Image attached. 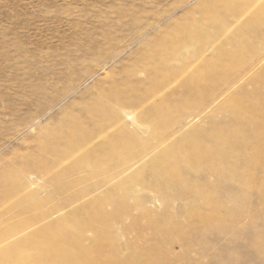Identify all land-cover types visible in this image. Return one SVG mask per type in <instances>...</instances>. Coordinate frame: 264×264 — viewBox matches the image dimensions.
Returning a JSON list of instances; mask_svg holds the SVG:
<instances>
[{"label": "rangeland", "instance_id": "1", "mask_svg": "<svg viewBox=\"0 0 264 264\" xmlns=\"http://www.w3.org/2000/svg\"><path fill=\"white\" fill-rule=\"evenodd\" d=\"M262 6L0 0V254L60 219L65 234L77 233V214L101 200L104 218L83 223L80 239L113 241V250L99 242L104 254L116 249L113 264H146V255L147 264H264V132L245 121V136L263 149L246 137L247 148L235 146L227 133L236 119L225 106L232 98L245 108L264 104V72L255 79L264 71ZM172 40L185 42L173 57ZM225 51L234 52L231 69ZM211 60H221L217 74ZM220 136L236 151L226 141L217 147ZM186 140L216 148L210 161L181 164L184 182L157 175ZM251 151L258 163L248 165Z\"/></svg>", "mask_w": 264, "mask_h": 264}, {"label": "bare ground", "instance_id": "2", "mask_svg": "<svg viewBox=\"0 0 264 264\" xmlns=\"http://www.w3.org/2000/svg\"><path fill=\"white\" fill-rule=\"evenodd\" d=\"M225 1V0H224ZM207 2V1H206ZM233 2V1H232ZM231 3V2H230ZM212 6V5H210ZM263 8V6L261 7V9ZM235 11V10H234ZM264 11V8L261 10V12ZM210 19V18H209ZM210 22L208 21L207 22V25L209 24ZM205 25V24H203ZM202 25V26H203ZM212 25V24H211ZM241 31V30H240ZM165 45V44H164ZM185 45V42H181L179 40H172L171 42V47H173L171 49V57L173 56H176V54L178 55L179 52H176L178 51L177 48L180 47V46H183ZM203 45V44H202ZM166 46V45H165ZM226 48V47H225ZM165 49V48H164ZM166 50V49H165ZM244 50V49H243ZM242 50V51H243ZM227 52L228 54H226L229 58V62L225 63L223 65V68L224 69H229L230 67H232V64L231 62L235 61V56H234V52H231V51H225ZM222 57V56H221ZM220 57V58H221ZM168 58V57H167ZM166 58V59H167ZM175 58V57H174ZM178 58V57H177ZM219 57H216L214 58L215 60L217 59L218 60ZM173 59V58H172ZM160 61V60H159ZM211 61H214V60H211ZM211 61H209V67L207 68L209 72L212 73V71L215 70V68L217 67V64L216 63H219L221 60H219L218 62L214 61L215 64H212ZM163 63H165L163 61ZM224 63V62H223ZM208 65V64H207ZM234 65V64H233ZM239 66V65H238ZM155 67V66H154ZM219 67V66H218ZM235 67V66H234ZM206 69V70H207ZM231 69V68H230ZM155 70V69H154ZM158 70V69H157ZM207 71V72H208ZM216 71V70H215ZM219 71V70H217ZM217 71L215 72L217 74ZM224 72V71H223ZM263 72L262 71L260 74H258L257 77H255L256 81L257 82H261V80L259 81V78H261V75H263ZM210 73V74H211ZM145 75V74H144ZM171 75V74H170ZM208 75V74H207ZM206 77V76H205ZM211 75L207 76V78H210ZM214 76H212L213 78ZM203 79V78H202ZM201 79V80H202ZM255 79H252L253 81ZM206 81V79H204ZM202 80V81H204ZM212 80V79H210ZM210 80H208L209 82H211ZM214 80V79H213ZM251 80V81H252ZM185 81V80H184ZM201 81V82H202ZM250 81V80H249ZM255 81V83H257ZM264 82V81H262ZM258 84V83H257ZM190 85V84H189ZM132 91V90H131ZM116 92V91H115ZM126 95V94H125ZM139 97V96H138ZM242 97V96H241ZM247 97V96H245ZM259 97V96H258ZM262 97V96H261ZM125 98V97H124ZM232 98V97H231ZM239 98V97H238ZM249 98V97H248ZM247 100H250L248 99ZM251 98V97H250ZM253 98V97H252ZM199 99V98H198ZM229 99V98H228ZM244 101H245V98L243 97ZM255 99V98H254ZM261 99V98H260ZM233 100V98H232ZM232 100H228L227 101V104L225 105L226 108H228V110H230L229 112H231L232 116L234 117V119H236L235 123H232V124H236L235 127H233V125L230 124V122L226 121V125L229 124V126L231 125L233 128H231V130L228 131L227 133V137H232V138H236L235 142L231 141V143H235V146L237 144H239L240 142V145H244L246 140H245V135L247 134L246 133V124H243V122L245 121H248L247 122V127L249 126L248 124H250V120H256L259 122V124L261 125L260 126V131L261 132H264V107H262L263 105H261V107L257 106V107H248V108H245V105L243 104V101H241L242 103H240V101L236 103H234V100L232 102ZM256 100H257V97H256ZM256 100H254L256 102ZM259 101V99L257 100ZM129 102V101H128ZM134 102V100H133ZM225 102V101H224ZM263 102V101H262ZM226 103V102H225ZM248 103V102H247ZM127 104V103H126ZM96 105V104H95ZM160 105V104H159ZM162 105V104H161ZM243 105V106H242ZM102 106V104H101ZM220 106V105H219ZM222 107V106H221ZM247 107V106H246ZM167 108V107H166ZM224 108V107H223ZM92 109V108H91ZM217 109V108H216ZM222 109V108H220ZM97 110V109H96ZM173 110V109H172ZM222 110H226V109H222ZM221 110V111H222ZM170 112V110H168ZM175 111V110H173ZM219 111V110H218ZM156 112V111H155ZM172 112V111H171ZM92 113V112H91ZM161 113V112H160ZM220 113V112H219ZM228 113V112H227ZM157 114V113H156ZM164 114V113H163ZM166 115V114H165ZM164 116V115H163ZM168 116V115H167ZM231 116V115H229ZM96 118V117H95ZM156 118V117H155ZM167 118V117H166ZM163 119V118H162ZM167 120V119H166ZM216 120V119H215ZM224 120V119H223ZM253 120V121H254ZM163 121V120H162ZM236 122H242L240 124L236 123ZM76 123V122H75ZM80 123V122H79ZM257 123V122H255ZM162 124V123H160ZM222 124V123H221ZM238 124V126H237ZM225 125V123H224ZM77 126V125H76ZM222 126V125H220ZM229 126L228 129H229ZM89 127V126H88ZM226 127V126H225ZM216 128V127H215ZM198 129V128H197ZM255 129V127L253 128V130ZM217 131V130H216ZM198 132V131H196ZM254 132V131H253ZM200 133V132H199ZM251 133V132H250ZM257 133V132H256ZM255 133V134H256ZM209 134V133H208ZM249 134V133H248ZM218 135V134H217ZM258 135V134H257ZM250 136V134H249ZM253 138H254V133L252 134ZM251 136V138H252ZM193 137V136H192ZM226 137V136H224ZM224 137H218L217 138V141H214L216 142L217 144V147H220L222 146L226 139ZM186 138V137H185ZM195 138V137H194ZM197 138H200L201 139V136H197ZM196 138V140H197ZM210 138V137H209ZM220 138V139H219ZM249 139V137H246ZM256 138V137H255ZM260 138V137H259ZM184 139V138H183ZM191 139V138H190ZM193 139V138H192ZM215 139V138H214ZM194 140V139H193ZM208 140V139H207ZM211 140V139H210ZM252 140V139H251ZM250 139L247 140L248 141V144L249 143H252V142H256V139L255 141H251ZM259 140V139H258ZM58 141V140H57ZM187 141V140H186ZM183 142L181 147H179V157L178 155L176 157L173 156L174 155V152L171 150L169 151L168 153V159L172 162V164L174 163L173 166H171L172 168L170 169L163 166L162 167H156L157 169L155 170L156 174L157 175H161V174H164L166 172L170 173V175L172 174V176L176 179L177 182H184V178L182 177V175L179 173L178 171V167L183 164V163H186V164H189L191 166H193V168H197L199 166V164L203 161V160H208L209 156L214 154L215 153V150L216 148L213 147V149H210L209 146L203 144V143H199V141H187V142ZM228 141V140H227ZM226 143L229 145V141ZM251 141V142H250ZM175 142V141H174ZM205 142V141H204ZM207 142V141H206ZM259 142V141H258ZM186 143V144H184ZM225 143V144H226ZM230 143V144H231ZM187 144H191V149H187L186 145ZM210 144V143H209ZM224 144V145H225ZM227 145V146H228ZM252 145V144H251ZM51 146V145H50ZM116 146V145H115ZM214 146V145H212ZM230 146V145H229ZM231 146H234L231 144ZM230 146V147H231ZM245 146V145H244ZM253 146V145H252ZM257 144L255 143L253 148H257V147H260L259 149H261L262 146H257ZM229 147V149H230ZM239 147V146H238ZM243 147V146H242ZM189 148V147H188ZM235 148V147H233ZM233 148L231 147V149L233 150ZM245 148H247V146H245ZM220 148H218L219 150ZM228 149V148H227ZM236 149V148H235ZM234 149V150H235ZM263 149V147H262ZM233 150V151H234ZM241 150V149H240ZM57 151V150H56ZM226 151V149H225ZM236 151V150H235ZM51 152V151H50ZM212 152V153H211ZM218 152V151H216ZM220 152V150H219ZM222 152V151H221ZM220 153H218V155H222ZM224 152V151H223ZM239 155L242 154V150L239 152V150L237 151ZM260 152V151H258ZM231 152H229L228 154H230ZM244 153V151H243ZM252 153V151H251ZM224 154V153H223ZM233 154V153H231ZM230 154V156H231ZM245 154V153H244ZM242 154V156L244 155ZM247 154V153H246ZM249 154V153H248ZM246 155V157H249V155ZM254 154V153H252ZM260 154V153H258ZM237 155V154H236ZM173 156V157H172ZM214 157V156H213ZM216 157H219V156H216ZM220 157H223L220 156ZM225 157V156H224ZM223 157V159H224ZM238 157V156H237ZM226 158V157H225ZM228 158V157H227ZM231 158H236L235 156L231 157ZM159 159V158H158ZM157 159V160H158ZM216 159V158H215ZM218 159V158H217ZM216 159V160H217ZM238 159V158H237ZM160 160V159H159ZM212 160V159H211ZM214 160V159H213ZM231 160V159H230ZM164 161V160H163ZM162 161V162H163ZM210 161V160H208ZM207 161V162H208ZM215 161V160H214ZM218 161V160H217ZM225 161V159H224ZM234 161V160H233ZM240 161V159H238V162ZM243 161V160H242ZM159 162V161H158ZM161 162V161H160ZM161 162V163H162ZM168 162V161H167ZM206 162V161H205ZM206 162V163H207ZM229 162V160L227 161ZM226 162V163H227ZM258 163V157H257V154H254V156H251L248 158V165H253L255 163ZM113 163V162H112ZM160 163V164H161ZM164 163V162H163ZM221 163V162H220ZM240 163V162H239ZM246 163V164H247ZM50 164V162H49ZM224 164V163H223ZM230 164H232V161L230 162ZM234 164V163H233ZM232 164V165H233ZM237 164V162H236ZM207 165V164H206ZM219 165V163L217 164ZM228 165V164H227ZM181 167V166H180ZM222 167V166H221ZM165 168V169H164ZM202 168V167H201ZM182 169V172L184 171L183 168ZM171 170V171H170ZM186 171V170H185ZM216 171H217V168H216ZM229 171V170H228ZM181 172V173H182ZM187 172V171H186ZM193 172V171H192ZM191 172V173H192ZM222 172V171H221ZM185 173V172H184ZM232 173V171H231ZM169 176V175H168ZM250 176V175H249ZM189 177V176H188ZM171 178V177H170ZM245 180L246 181H249V178L248 176L245 177ZM191 181V180H190ZM166 182V181H165ZM170 182V181H169ZM174 183V182H173ZM170 184V183H169ZM197 184V183H196ZM178 185V184H177ZM184 185V184H183ZM188 185V184H186ZM200 185V184H199ZM181 186V185H180ZM198 187H201V186H198ZM190 188V186H189ZM187 187V189H189ZM203 188V187H202ZM201 188V189H202ZM194 189V188H193ZM200 189V191H202ZM206 189V187H205ZM180 190H183V189H180ZM190 190H192L190 188ZM196 190V189H195ZM209 190V189H208ZM196 192L198 193L199 191L196 190ZM121 200V199H120ZM116 202V201H114ZM101 200L100 201H97L90 210L88 211H91V213H89L87 210H82L80 211L77 215L79 216L78 218L75 219L74 221V226L76 228H78V231L77 233L75 234H72V235H67L65 234V231L69 230V224L65 223L64 220H58V221H54L44 227H42L41 229H39L38 231L34 232V233H31L30 235H28L27 237H25V239H23L21 242H18V243H11L10 245H8L6 247V249H4V251L0 254V264H113L116 262V259H117V252H116V249L114 250V252L112 251L114 249V243L113 241H111L110 239H104V237L102 236H99V235H96L94 236L92 239H91V243L90 245H84L83 243H81V230L86 228L85 226H83V223H85V225H89V223H93V221H99L102 217L104 218V212L102 211L101 209ZM207 203V206L209 205H212V206H218V203H215L211 198H206V202ZM206 205V204H205ZM84 206V205H83ZM193 214V212H191ZM189 214V215H192V214ZM195 213V212H194ZM34 214V213H33ZM36 214V213H35ZM106 214V213H105ZM209 214V213H208ZM77 215H74V216H77ZM194 215V214H193ZM207 215V214H205ZM205 215H200L199 216V220L200 218L203 220L205 217ZM216 215V214H215ZM197 216V215H195ZM112 217V215H111ZM190 219V217H188ZM35 219V218H34ZM71 219V218H70ZM192 219H194L192 217ZM111 219H107V221H110ZM112 220H113V217H112ZM220 220V217L219 219ZM105 221V220H104ZM112 221H110V224H111ZM109 223V222H108ZM102 224V223H101ZM175 225V224H174ZM107 226V225H106ZM71 227V225H70ZM95 227H97L95 225ZM101 227V226H100ZM104 227L105 225L103 226V230H104ZM9 229H6L2 234H5L8 232ZM102 230V231H103ZM91 238V237H90ZM109 238V237H108ZM85 239V238H83ZM102 240H105L107 241V243L109 244V246L111 247V251L104 254L101 252L99 246L101 247V245L99 244L100 241ZM105 243V242H104ZM103 244V243H102ZM151 254V253H150ZM145 256V255H144ZM153 256V255H152ZM156 256V255H155ZM153 256V257H155ZM140 257V256H139ZM137 257V258H139ZM151 256H148L146 255L144 258H142L141 256V259H143L146 264L149 262L151 263L152 261V257L150 258ZM136 258V257H135ZM140 259V260H141ZM133 260V261H132ZM136 260V259H135ZM134 258L131 259L132 262H130L129 264H138L137 261H139V259H137V261H135ZM143 262V261H142ZM144 262V263H145ZM121 264V263H119ZM124 264V263H123Z\"/></svg>", "mask_w": 264, "mask_h": 264}]
</instances>
